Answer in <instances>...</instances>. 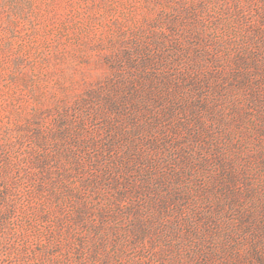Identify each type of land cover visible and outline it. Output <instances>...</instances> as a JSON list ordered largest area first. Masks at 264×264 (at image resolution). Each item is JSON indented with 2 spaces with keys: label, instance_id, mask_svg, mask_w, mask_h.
<instances>
[{
  "label": "rangeland",
  "instance_id": "rangeland-1",
  "mask_svg": "<svg viewBox=\"0 0 264 264\" xmlns=\"http://www.w3.org/2000/svg\"><path fill=\"white\" fill-rule=\"evenodd\" d=\"M0 264H264V0H0Z\"/></svg>",
  "mask_w": 264,
  "mask_h": 264
}]
</instances>
